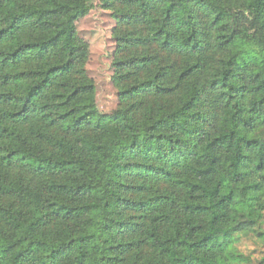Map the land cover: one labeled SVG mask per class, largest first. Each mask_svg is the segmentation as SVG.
<instances>
[{
  "label": "trees",
  "instance_id": "obj_1",
  "mask_svg": "<svg viewBox=\"0 0 264 264\" xmlns=\"http://www.w3.org/2000/svg\"><path fill=\"white\" fill-rule=\"evenodd\" d=\"M0 0V264H264V0Z\"/></svg>",
  "mask_w": 264,
  "mask_h": 264
},
{
  "label": "rangeland",
  "instance_id": "obj_2",
  "mask_svg": "<svg viewBox=\"0 0 264 264\" xmlns=\"http://www.w3.org/2000/svg\"><path fill=\"white\" fill-rule=\"evenodd\" d=\"M93 8L77 23L80 36L90 45V60L87 69L95 81L98 109L103 114H112L118 107V91L113 83L112 60L116 43L113 29L116 22L111 12L105 10L100 0H92Z\"/></svg>",
  "mask_w": 264,
  "mask_h": 264
}]
</instances>
